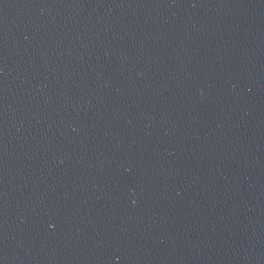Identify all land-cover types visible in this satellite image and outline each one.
I'll return each instance as SVG.
<instances>
[{
    "label": "water",
    "instance_id": "obj_1",
    "mask_svg": "<svg viewBox=\"0 0 264 264\" xmlns=\"http://www.w3.org/2000/svg\"><path fill=\"white\" fill-rule=\"evenodd\" d=\"M0 264H264V0H0Z\"/></svg>",
    "mask_w": 264,
    "mask_h": 264
}]
</instances>
